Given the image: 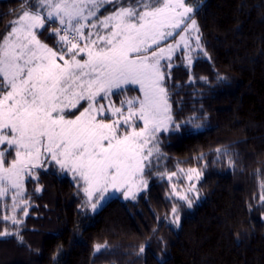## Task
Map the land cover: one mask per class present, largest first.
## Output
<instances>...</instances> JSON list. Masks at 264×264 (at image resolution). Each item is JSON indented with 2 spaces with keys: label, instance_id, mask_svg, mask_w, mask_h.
<instances>
[{
  "label": "trees",
  "instance_id": "1",
  "mask_svg": "<svg viewBox=\"0 0 264 264\" xmlns=\"http://www.w3.org/2000/svg\"><path fill=\"white\" fill-rule=\"evenodd\" d=\"M22 2L0 0V39ZM129 2L135 0H120ZM186 4L195 6L203 49L191 63L183 50L170 69L162 63L174 124L157 137L146 188L89 214L77 179L54 163L39 168L25 180L15 213L13 198H0V231L18 228L23 238L0 237V264H264V0ZM53 25L37 30L38 38L58 50ZM136 92L126 87L112 98ZM187 169L201 173L190 208L173 196L177 182L166 178ZM173 206L179 225L172 223ZM13 214L22 224L3 220Z\"/></svg>",
  "mask_w": 264,
  "mask_h": 264
},
{
  "label": "snow or ice",
  "instance_id": "2",
  "mask_svg": "<svg viewBox=\"0 0 264 264\" xmlns=\"http://www.w3.org/2000/svg\"><path fill=\"white\" fill-rule=\"evenodd\" d=\"M113 2L23 0L10 31L0 39V145H6L0 148V197L10 188L16 190L13 213L23 202L19 198L25 177L53 163L78 177V184L83 181L82 206L92 211L109 190L135 198L140 185L146 184L144 171L153 152H159L153 144L156 134L170 131L174 124L161 61L167 59V67H172V53L181 43L189 47V32L197 34L199 47L200 30L190 15L195 6H188L186 0H135L100 19L99 7ZM49 22L57 24L53 32L59 37L58 50L38 38L37 30ZM85 29L90 30L85 33ZM177 29L181 32L175 46H160L168 37L175 39ZM128 84L139 86L142 99L122 101L121 107H96L98 98L106 99L113 89ZM81 101L89 102L83 111H79ZM70 109L79 115L68 118ZM109 111L117 117L112 122H106ZM11 150L15 157L9 163L6 154ZM193 174L200 178L199 171L190 169L189 180ZM194 190L191 185L187 191ZM173 195L192 207L186 192L174 186ZM260 199L264 202V195ZM172 213V223L179 225L176 206ZM3 220L22 224L15 214ZM14 234L22 242L18 228L15 233L7 228L0 231V237ZM139 251L143 253L144 247Z\"/></svg>",
  "mask_w": 264,
  "mask_h": 264
},
{
  "label": "rangeland",
  "instance_id": "3",
  "mask_svg": "<svg viewBox=\"0 0 264 264\" xmlns=\"http://www.w3.org/2000/svg\"><path fill=\"white\" fill-rule=\"evenodd\" d=\"M118 1V2H117ZM32 3H35V0H31ZM114 2H117L119 4V6L121 5L120 4V0H114ZM111 5V3H106L104 5H102L101 7H99V9L97 10V16L100 18V19H103L104 17L108 16L111 12H113L115 9L113 10H106L104 11L103 13V10H105V8H107L108 5ZM189 6V5H188ZM118 8V7H117ZM43 11V10H42ZM191 15V14H190ZM85 23H88L87 21H85ZM188 23H190V21H188ZM49 24H54L52 27H51V31L53 32V29L55 27H57V24L54 23V22H49ZM183 27V26H182ZM90 29H85V33H87ZM181 32L180 29H177L175 30L174 32V37L175 39H173L172 37H168L166 39V41H162L160 46L162 47H167V44L171 43L175 46L176 42L180 40V35L179 33ZM188 36V40H189V47L188 48H184L183 44L181 43L180 47L174 51L172 53V57L179 51L183 50L185 51L186 53V61L189 63V59L192 61V53L193 52H196V51H201L203 48L201 46V43H200V46L197 47V42H196V39H195V36L197 35L195 32H189L186 34ZM58 40H59V37H58ZM80 44L81 46H83V41H80ZM153 47H156V46H153ZM168 63L169 61L167 59L165 60H162L161 63ZM60 63H63L62 61H60ZM126 87H134L135 89H137V92L130 95L129 97L127 96H123L118 102H116L113 98H112V95L116 92V91H119V90H122V89H125ZM133 98H140L142 99V94L140 92V89H139V86L138 85H134V84H128V85H124L122 86L121 88L119 89H113L112 90V93L109 94V96L106 98V99H99L98 98V102L96 103V107H100L101 105H103L106 109L109 108L110 105H114L115 107H121V102L122 101H126L128 99H133ZM88 101H81V104H82V107L79 108V111H83L84 108L88 107ZM137 107L139 106L138 104L136 105ZM79 111H77L76 109H70L69 110V115H68V118L70 119H74L75 118V115H79ZM124 114L127 115V105L125 104L124 105ZM117 119V117L113 116L111 111L108 112V117H107V121L106 122H112L113 120ZM138 124H139V127H143V123L142 122H139L138 121ZM167 131H161L159 133H157V137L159 134L161 133H165ZM153 144L155 145V147L157 148V140L156 141H153ZM3 147H6V145H0V148H3ZM12 154H8L7 153V156H8V159L10 160L9 163L11 162L12 159H14L15 157V151L14 150H11ZM156 152L154 151L153 152V155L155 154ZM45 167V166H44ZM42 168V167H41ZM189 170L190 169H187V170H181L179 171V173L177 172L175 176H172L171 179H169V175H166V178L169 180V181H176L177 183H172V194H173V187L175 186L182 194L183 193H187V195L192 199H197V191H196V185H197V181L198 179H196L195 175L193 174V178L191 180L188 179V174H189ZM67 172V171H65ZM69 175H71V177H73V174L70 173V172H67ZM29 177V176H27ZM27 177H25L24 179V182H23V194H24V183H25V180L27 179ZM74 178V177H73ZM143 180L146 181V179L144 178V175H143ZM74 179H79L78 177L77 178H74ZM182 180V181H181ZM80 184L83 186V181H79ZM178 182H181L180 184H178ZM191 185H195V190L194 191H191V192H188V188L191 186ZM147 186V181H146V184H141L140 185V190L138 192H135V195H137L138 193H140L141 191H143ZM15 189H9L8 192L6 193V195L0 197V198H4L6 196H11L13 198V195L15 194ZM135 191V190H134ZM117 196H120L123 200H130L132 197H129V198H125L124 194H123V191H112V190H109L108 194L106 195V198L102 201L101 205L97 208L96 211H92L90 206H86L84 208V213H89V214H93L95 212H97L109 199L113 198V197H117ZM174 197L177 198L176 195H173ZM21 198V197H20ZM19 198V199H20Z\"/></svg>",
  "mask_w": 264,
  "mask_h": 264
}]
</instances>
